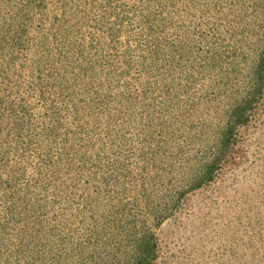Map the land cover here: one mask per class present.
Returning <instances> with one entry per match:
<instances>
[{
	"label": "trees",
	"instance_id": "trees-1",
	"mask_svg": "<svg viewBox=\"0 0 264 264\" xmlns=\"http://www.w3.org/2000/svg\"><path fill=\"white\" fill-rule=\"evenodd\" d=\"M115 1L0 0V264H152L153 229L177 201L153 212L165 161L187 163L181 147L202 140L208 116L215 145L191 187L211 180L262 93L264 47L250 54L254 82L226 99L241 53L222 47L223 21L254 10ZM200 108L188 140L182 125Z\"/></svg>",
	"mask_w": 264,
	"mask_h": 264
},
{
	"label": "rangeland",
	"instance_id": "rangeland-1",
	"mask_svg": "<svg viewBox=\"0 0 264 264\" xmlns=\"http://www.w3.org/2000/svg\"><path fill=\"white\" fill-rule=\"evenodd\" d=\"M115 2L121 9L129 4V0ZM237 4L239 9L255 13L231 14L223 21L222 47L241 53L237 59L240 81L235 92H227L226 99L241 97L254 82L248 65L250 54L264 47V0H238ZM248 26L253 30L247 32ZM230 61L225 59L223 64L227 66ZM214 110L221 124L225 122L229 106L222 103ZM204 112V108L189 112L182 136L190 140L196 123L194 115ZM201 122L202 140H190L181 147L187 150V163L175 162L176 158L173 163L168 158L166 172L159 176L163 185L160 195L153 199V212L164 209L170 197L176 196L177 201L153 229L156 249L152 264H264V85L244 121L233 127L231 139L221 147V159L212 179L194 188L191 186L203 175L206 157L215 145L217 127L208 116ZM149 193L143 190L141 198Z\"/></svg>",
	"mask_w": 264,
	"mask_h": 264
}]
</instances>
